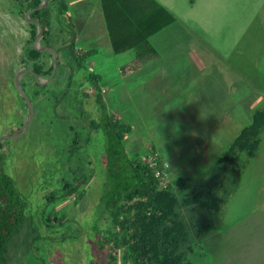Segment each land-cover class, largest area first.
Segmentation results:
<instances>
[{
	"label": "rangeland",
	"instance_id": "rangeland-1",
	"mask_svg": "<svg viewBox=\"0 0 264 264\" xmlns=\"http://www.w3.org/2000/svg\"><path fill=\"white\" fill-rule=\"evenodd\" d=\"M225 2L176 0L183 23L207 42L201 48L195 33L177 25L181 51H172L177 46L173 38L160 36L155 41L159 56L161 51L171 53L135 67L134 54L131 58L116 57L110 45L91 40L93 37L84 39L79 28L69 38L71 25L63 18L60 4L64 9L68 6L77 20L85 6L99 5V0H53L46 4L54 34L59 33L74 47L66 48V64L45 83L48 89L43 98L32 101L35 115L30 127L22 136L5 140L4 165L26 198L29 214L10 242L7 264H93L90 243L100 235L106 216L100 204L106 139L102 131L89 127L90 117L100 116L95 102L97 88L90 82L94 74L99 75L111 114L132 125L125 141L131 153L146 159V153L155 147L168 162L173 177L208 173L221 178L217 184L223 197L221 207L212 212L214 223L190 259L195 264H264V126L251 151H239L235 161L217 164L233 139L252 122L254 112L264 109V4L254 6L253 0ZM18 3L0 0V134L13 132L23 108L14 75L29 29L25 16L23 19L18 13ZM102 34L99 29L97 35ZM98 44L100 47L91 51ZM80 49L90 51L81 68L76 61ZM216 50L226 55L218 56ZM201 53L200 65L196 54ZM44 59L53 64L52 56ZM123 65L126 70L121 69ZM22 76L37 87L27 72ZM84 88L91 93L86 99ZM59 95L61 102L56 105ZM82 107L85 115L80 114ZM75 131L90 139L83 140L69 157ZM76 166L86 168L77 171L78 175L92 173L84 185L85 194L82 199L72 195L49 206L45 216L52 210L60 220L54 221L51 214L47 224L41 215L45 194L58 187L63 175L71 177L69 169L77 170ZM35 223L38 230L33 229Z\"/></svg>",
	"mask_w": 264,
	"mask_h": 264
},
{
	"label": "trees",
	"instance_id": "trees-1",
	"mask_svg": "<svg viewBox=\"0 0 264 264\" xmlns=\"http://www.w3.org/2000/svg\"><path fill=\"white\" fill-rule=\"evenodd\" d=\"M18 1V13L23 19L25 13L31 10L30 19L43 24L41 42L44 45H50L57 51L68 47L73 49L72 42L67 44L66 38L63 39L59 33L54 34L55 29L51 24V18L48 17L49 7L34 9L41 5L42 0ZM52 1L48 0L49 3ZM102 4L113 50L116 53L134 48L136 58L133 67L158 56V50L150 44L148 38L175 20L164 6L155 0H102ZM63 6L64 4L59 6L61 12ZM24 23L28 25L29 38L21 49V59L16 65L18 70L30 68L39 77L46 79L52 73L53 64H48L44 56L53 57V53L48 49L44 51L35 49L34 41L38 26L27 23L25 19ZM73 52H76L75 48ZM82 55L84 56L79 55L76 60L80 68L83 67L82 61L87 54L82 53ZM60 62L59 60L57 69L62 65ZM124 67L125 65L121 69H125ZM27 73L33 83V75ZM22 78L23 76L20 82L31 100H41L44 96L43 91L48 89V84L41 85L34 82L37 85L34 87ZM98 78V74L91 75L90 82L97 88L95 102L100 116L98 118L91 116L89 127L92 131H102L106 139L104 188L100 197L101 208L106 216L100 235L90 243L94 254L93 264H195L190 259V255L194 252L196 244L212 227L214 223L212 212L219 210L223 201L217 189L221 178L208 173H202L198 177L186 178L183 175L173 177L171 173V185L160 188L155 176V166L137 152L131 153L128 150L125 141L132 130V125L111 114ZM40 85L41 87L38 88ZM84 92L86 99L91 93L85 88ZM19 95L22 98L23 108L19 111L21 120L17 118L20 121L12 128L13 132L18 131L28 117V103L23 95ZM60 97L61 95L55 101L56 105L60 104ZM76 110H78L77 106ZM80 114L85 115L86 109L82 107ZM263 126L264 109L257 110L253 114L252 122L233 139L225 153L217 160V164L235 161L234 157L239 151H251L259 141L258 135ZM89 139L90 136L84 139L82 134L75 131L68 151L69 157L79 150L83 140L89 141ZM5 142L2 141L0 146V264H7L10 242L29 215L26 198L17 188L14 177L4 165L7 156L6 149H3ZM151 149L158 150L155 147ZM161 158L164 159L162 154ZM88 164L90 165V162ZM76 168L77 170L69 169V172L73 171L70 172L71 177L63 175L58 179V187L45 194L46 202L41 215L47 224L50 223V216L53 214L50 210L45 216L49 206L72 195H75L76 200L84 196L86 190L84 185H87L92 173L78 175L77 171L82 172L86 168L84 166H76ZM53 219L60 220L57 215H54ZM37 228L38 225L35 223L33 229L38 230ZM119 251L122 252L121 261L118 259Z\"/></svg>",
	"mask_w": 264,
	"mask_h": 264
},
{
	"label": "crops",
	"instance_id": "crops-1",
	"mask_svg": "<svg viewBox=\"0 0 264 264\" xmlns=\"http://www.w3.org/2000/svg\"><path fill=\"white\" fill-rule=\"evenodd\" d=\"M147 1H149V0H147ZM155 1H157L162 6H164L174 16L175 20L172 23L168 24L167 26H164L163 28H161L160 30H158L156 33H154L153 35H151L148 38L150 44L154 48H156L158 50V46L155 44V41H157L160 38V36H161V39L163 37L166 38V39L173 38L177 42V46L179 48L176 46V49L175 50L173 49L172 51H174V53L175 52H180L181 49H182V44L178 40L179 38H177V36H180V35L175 32V26H177V25H181L185 29L190 30L191 32L195 33L198 36V38H199L197 44H200L201 48L203 47V43L207 42L206 39H204L200 34L195 32L193 29H191L187 24L183 23V21L181 20L180 14L176 10L177 9L176 0H155ZM226 2H229V0H226ZM226 2H225V5H226ZM263 2H264V0H253L252 4H254V6H261V5L264 4ZM192 3H194V0H192ZM93 6H95L94 10L93 11H89V9H91ZM80 9H82V8H80ZM80 9H78V11H80ZM61 13H62V16L65 19L66 23H69L71 25L70 28L66 27V29L67 28L69 29V30H67V34H68V36H70L69 38L72 39L73 35H74V32H75L74 29L79 28L82 31V35L85 36L84 39H89V38L93 37L91 40H94V41L99 40V41H101V43L103 45L108 44V45H110V47H112V50H113L111 37H110L109 29H108V26H107L106 14H105V10L103 8L102 0H99V5L97 4V5L85 6V11L79 14V17H78L77 20L73 19L72 15H71V11L69 12V10H68V6L65 9L63 8ZM72 28H73V33H72ZM99 29L103 32V34H102L103 36H98L97 35V31ZM135 30H136V28L134 29V31ZM77 37L80 38L79 35ZM191 39L194 40V35L193 34H192V38ZM100 45L101 44H98L97 46L92 47L91 51H96V49H98L100 47ZM238 46L239 45H237L236 47H238ZM39 48H47V45H44L40 41ZM211 48H213V47L211 46ZM133 49L134 48H129V49H127L125 51H122V52H119V53H116L113 50V52H114V55L116 57L131 58V57H133V54L136 56V51H135V49L134 50ZM132 50H133V52H132ZM81 51H83V54L86 53L87 56L89 55V52H90V51L88 52L87 49L86 50H81L80 49V50H78L79 55H81ZM57 52H58V61L60 60L62 62V65H65L66 64V58L68 57V55H66V53H65L66 52V48H63L61 51H57ZM168 53H171V52L168 51ZM168 53L165 52L163 54V52L161 51V56H159V54H158L159 57L157 56V57L151 58L149 60L150 61H156V59L165 57L166 54H168ZM216 54H218V56L226 55L224 53H219L218 51L216 52ZM90 55H91V53H90ZM198 55L200 56V55H203V54L202 53L201 54H196L197 60L199 61L200 58L198 57ZM82 56H84V55H82ZM257 56L260 57V55H257ZM153 59H155V60H153ZM53 60H54V54H53ZM209 62H210V60H208V63ZM228 62L230 63L231 60H228ZM228 62L225 61L224 63L228 64ZM198 63L201 65L202 61H199ZM20 79H21V77H20ZM41 79H44V78H41Z\"/></svg>",
	"mask_w": 264,
	"mask_h": 264
},
{
	"label": "water",
	"instance_id": "water-1",
	"mask_svg": "<svg viewBox=\"0 0 264 264\" xmlns=\"http://www.w3.org/2000/svg\"><path fill=\"white\" fill-rule=\"evenodd\" d=\"M46 4H47V0H42V4L39 5L38 7H36L35 9H44ZM30 12H31V10H29L25 14L26 20L28 21L29 24L38 26V33H37L36 39L34 41V47H35V49L37 51H43L44 49H49L50 51L53 52V54H54L53 70H52L51 75L48 78H46V79H41L39 77V75L34 70H32L30 68H21L15 73V75H14V83L16 85L17 90L20 92L21 95H23V97L26 99V101L28 103L29 113H28V117H27L25 123L23 124V126L18 131H15V132H12V133H9V134H0V146H1V142L6 140V139H12V138H16V137L22 136L27 131V129L30 127V125H31V123H32V121L34 119V115H35L34 104H33L32 100H31V98L29 97V95L27 94V92L25 91L23 85L20 82L21 75L24 72H30L33 75V79L37 83L45 84V83H48L53 78V76L55 74V71L57 69V65H58V52H57V50L55 48H53L50 45H47V48H39L41 37H42L43 32H44V26H43V24H41L38 21H32L30 19V17H29Z\"/></svg>",
	"mask_w": 264,
	"mask_h": 264
},
{
	"label": "built area",
	"instance_id": "built-area-1",
	"mask_svg": "<svg viewBox=\"0 0 264 264\" xmlns=\"http://www.w3.org/2000/svg\"><path fill=\"white\" fill-rule=\"evenodd\" d=\"M147 162L155 166V176L158 179L160 188H166L172 183L171 171L168 162L161 158L158 151H152L146 158Z\"/></svg>",
	"mask_w": 264,
	"mask_h": 264
},
{
	"label": "flooded vegetation",
	"instance_id": "flooded-vegetation-1",
	"mask_svg": "<svg viewBox=\"0 0 264 264\" xmlns=\"http://www.w3.org/2000/svg\"><path fill=\"white\" fill-rule=\"evenodd\" d=\"M47 3H48V0H47ZM33 21H35V20H33ZM39 22V21H38ZM41 39H42V37H41ZM22 76V75H21ZM29 111V110H28Z\"/></svg>",
	"mask_w": 264,
	"mask_h": 264
}]
</instances>
